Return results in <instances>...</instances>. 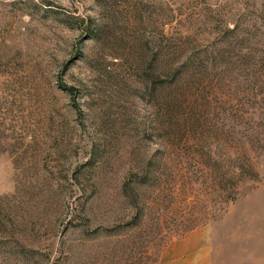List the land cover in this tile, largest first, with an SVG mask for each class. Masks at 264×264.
I'll use <instances>...</instances> for the list:
<instances>
[{"label":"rangeland","instance_id":"1","mask_svg":"<svg viewBox=\"0 0 264 264\" xmlns=\"http://www.w3.org/2000/svg\"><path fill=\"white\" fill-rule=\"evenodd\" d=\"M201 228L264 264V0H0V264Z\"/></svg>","mask_w":264,"mask_h":264},{"label":"crops","instance_id":"2","mask_svg":"<svg viewBox=\"0 0 264 264\" xmlns=\"http://www.w3.org/2000/svg\"><path fill=\"white\" fill-rule=\"evenodd\" d=\"M151 264H212V246L205 229H193L171 240Z\"/></svg>","mask_w":264,"mask_h":264},{"label":"trees","instance_id":"3","mask_svg":"<svg viewBox=\"0 0 264 264\" xmlns=\"http://www.w3.org/2000/svg\"><path fill=\"white\" fill-rule=\"evenodd\" d=\"M176 41H173L171 44V48L174 50L175 48H178L177 43H175ZM175 51H172L171 53H174Z\"/></svg>","mask_w":264,"mask_h":264}]
</instances>
